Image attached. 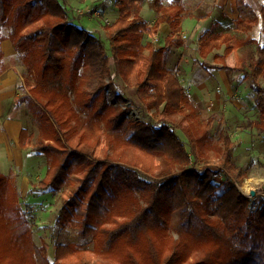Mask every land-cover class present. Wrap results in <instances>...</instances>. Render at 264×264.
Here are the masks:
<instances>
[{
  "label": "trees",
  "instance_id": "16d2710c",
  "mask_svg": "<svg viewBox=\"0 0 264 264\" xmlns=\"http://www.w3.org/2000/svg\"><path fill=\"white\" fill-rule=\"evenodd\" d=\"M114 1L119 17L105 28L110 57L99 38L70 20L60 0H0V75L2 43L10 40L26 68L28 96L40 111L36 141L27 129L20 132L22 150L32 148L47 158L48 172L30 192L59 193L72 175L79 178L55 219L61 233L74 228L79 243L57 244L51 261L47 244L38 246L31 229L15 232L13 225L22 220L21 196L11 177L0 172V264H264V197L254 209L252 198L240 191L237 184L249 174L235 161L226 121L204 120L167 67L166 52L182 48L184 39L172 34L163 47L144 44L162 23L178 29L196 6L189 8V0H155L158 16L150 26L141 15L145 0ZM236 4V32L249 34L264 23V8L260 16L247 0ZM211 40L210 32L200 38L204 59ZM224 43V54L203 65L250 81L258 119L245 129L263 134L264 46L257 45L258 58L248 68L237 55L232 68L226 58L243 43L231 35ZM112 63L142 109L158 115L156 122L128 118ZM175 115H180L176 124L169 120ZM212 153L219 159L217 170L210 166ZM218 174L229 185L221 194L214 181Z\"/></svg>",
  "mask_w": 264,
  "mask_h": 264
},
{
  "label": "rangeland",
  "instance_id": "374dc122",
  "mask_svg": "<svg viewBox=\"0 0 264 264\" xmlns=\"http://www.w3.org/2000/svg\"><path fill=\"white\" fill-rule=\"evenodd\" d=\"M169 2L166 0L165 2ZM217 0H206L205 5L196 13V18L191 23L193 27L186 28L185 32L177 30L175 36L185 34L184 50L173 52L168 59L169 68L175 71L180 82L189 92L191 99L202 110L203 119L207 120L210 116H216L218 120H225L227 130L232 140L236 144L234 158L238 166L246 168L248 178L238 185L240 191L247 197H252L253 208L258 205V201L264 197V133H258L255 130L245 129L248 121L258 119V110L255 106V93L251 89L250 81L244 80L241 73L235 71L224 72L223 78L220 79L227 83L223 86L220 81L212 77L202 66L201 62L212 63L216 52L223 53L224 47L220 46L219 38H212L208 47L215 49L208 59L203 60L199 53V38L207 31L211 30L213 34L228 33L235 41L243 43L236 52H233L226 63L234 67L236 63V55L241 61H247V68L257 60V44L264 46V23L261 20L253 32L249 34L236 32L234 27L235 14L228 9L224 11H215ZM261 16V10L264 8V0H247ZM69 14V18L74 24L81 28H85L99 38L106 49L108 56L111 54V43L108 37L107 26L115 22L116 9L113 0H60ZM198 0H189V8L198 7ZM195 9V10H196ZM194 10V11H195ZM217 15H215V14ZM237 14V12H236ZM209 15L214 18L213 21L200 23L201 27L197 30V24L202 21L203 17ZM142 16L146 22H155L157 13L154 9V0H145L143 5ZM199 17V18H198ZM170 25H166L164 33ZM3 34L7 35L8 31L3 30ZM174 34V33H173ZM215 39V40H214ZM225 39V38H224ZM224 39L222 40L224 42ZM152 43L155 46L161 45L160 37H152L146 35L145 43ZM147 53V52H146ZM11 70L17 74L18 88L21 100L17 104L12 103V95L4 98V103L0 106V172L5 176L11 177L17 187L21 199L17 208L22 214L17 224H14L15 232L21 234L26 230L33 231V239L40 246L45 242L48 246L49 259L54 261L55 246L59 243L74 242L79 243L77 239V231L71 228L66 233H61L55 226V219L59 208L62 205L64 195L70 193L79 185V178L75 175L71 176L68 183L59 193H32L30 192L34 182L45 178L48 172L47 158L45 155H38L29 150H22L19 147V134L21 129H27L32 141H36L40 133V111L37 104L28 96L25 86L27 72L23 68L20 55H14V58L4 61L2 74ZM112 77L117 84V92L124 98V103L120 106L123 109L129 108L128 118L134 121H154L158 119V115L153 112H146L140 106L135 90L126 87L122 79L117 73V67L112 63ZM206 83L207 87H206ZM198 88V89H197ZM197 89V90H195ZM219 90H222L221 94ZM198 92V94H196ZM206 92V93H205ZM203 95H202V94ZM216 93L221 96L215 99ZM110 103H113V97L108 93ZM215 103V106H211ZM180 119V115H175L169 119L171 123L176 124ZM218 123L214 125L213 132L217 128ZM178 135L188 145V141L184 134L179 130ZM139 158V157H135ZM146 162L144 158H139ZM219 159L212 153L210 166L217 170ZM7 174V175H6ZM214 181L219 185L218 193L221 194L228 189L227 180L222 174H218ZM247 184L249 189L246 188ZM8 200L10 201L9 210L11 211V192L8 191ZM82 211L79 210V213ZM181 212L175 213L173 217L174 227L180 222Z\"/></svg>",
  "mask_w": 264,
  "mask_h": 264
},
{
  "label": "crops",
  "instance_id": "0c3cea01",
  "mask_svg": "<svg viewBox=\"0 0 264 264\" xmlns=\"http://www.w3.org/2000/svg\"><path fill=\"white\" fill-rule=\"evenodd\" d=\"M171 1H175V0H169V2ZM206 0H198V7L197 9L193 12V15L196 16V13L199 9H201L204 5H205V2ZM168 1L166 3H169ZM113 5H114V8L116 9V13H115V21L118 19L119 17V12H118V8L115 6V1L113 0ZM144 5V3H143ZM154 9H155V0H154ZM228 9L232 12H234L235 14V18H237V4H236V0H217L216 1V4H215V11H224V13H227ZM142 11H143V7H142ZM216 11V13H218ZM155 12H156V9H155ZM157 13V12H156ZM215 14V13H214ZM141 15H142V12H141ZM217 15V14H215ZM158 16V15H157ZM195 16H192V17H188V18H185L181 25L179 26L178 29H174L170 24L168 23H162L160 25V30H159V34L158 36L160 37V40H161V45L160 46H157V47H163L164 46V43H165V39L172 35H176V31L177 30H180L182 31V33L185 32V29L186 28H191L193 27V24L191 23L193 20L197 19ZM207 16V18H205ZM205 17H203L202 21H200L198 24H197V30L201 27L200 23H205L206 20L208 19V22L210 21H213L215 16L211 17L210 20H209V15H206ZM143 17V16H142ZM199 18V17H198ZM150 26H153L154 23L153 22H148ZM170 25L169 28L167 29V31L164 33L163 35V32H164V29H165V26L166 25ZM206 32H210L211 33V36L212 38H219L220 39V46L223 45L224 47V51L223 53L221 52H216V54L214 55L213 57V60H212V63H208V62H205V61H202L201 62V66L214 78H216L217 81H220V83L225 86L227 83H224V81L220 80L223 78V75H224V72H228V71H225V70H214V71H210L208 70V68L206 66H204L203 64H208V65H213L214 64V58L216 55H223L224 52H225V49H226V44L222 41L226 36H230V34L228 33H220V34H213L211 32V30H207L205 31L204 33ZM204 33L201 35V37L204 35ZM183 35V34H182ZM182 35L180 37H182ZM200 37V38H201ZM200 38H199V46L200 45ZM185 40V39H184ZM215 40V39H214ZM185 42V41H184ZM259 44V43H258ZM257 44V45H258ZM184 47L185 45L182 47V48H179L177 50H184ZM208 47V46H207ZM209 48V47H208ZM211 49V48H210ZM217 49V47H215L214 49H211V52L210 54L215 50ZM2 51L5 55V58H4V61L6 60H9V59H12L14 58V55H18V53L14 50L13 48V45H12V42L10 40H5L3 43H2ZM173 52H177L175 51L174 49L170 52H166V61H167V67L169 68V62H168V59L171 57V54H173ZM199 53H200V49H199ZM210 54L208 55V57L210 56ZM201 56V55H200ZM232 56L231 54L226 58V60ZM208 57L206 59H208ZM202 58V56H201ZM203 60H206L204 58H202ZM23 66V65H22ZM231 67V66H230ZM23 68L26 70V68L23 66ZM233 68V67H232ZM18 77H17V74L11 70H8L6 73H3L0 75V106L4 103V98L7 96V95H12V103L13 104H17V101L19 99H21V97L19 96L20 93L17 92V88H18ZM207 84L209 83H206V87H207ZM184 86V85H183ZM185 87V86H184ZM198 89V88H197ZM195 89V90H197ZM188 92V91H187ZM222 90H220V93L221 94ZM189 93V92H188ZM206 93V92H205ZM216 93V98H219L221 95ZM196 94H198V92H196ZM202 94V93H201ZM203 95V94H202ZM191 97V96H190ZM211 106H215V103H211ZM22 130V129H21ZM21 132V131H20ZM19 147L21 148L20 146V134H19ZM22 149V148H21ZM7 175V174H6ZM8 176V175H7Z\"/></svg>",
  "mask_w": 264,
  "mask_h": 264
},
{
  "label": "built area",
  "instance_id": "2783aa9c",
  "mask_svg": "<svg viewBox=\"0 0 264 264\" xmlns=\"http://www.w3.org/2000/svg\"><path fill=\"white\" fill-rule=\"evenodd\" d=\"M183 39H187V36L185 34L182 35ZM220 91V90H219Z\"/></svg>",
  "mask_w": 264,
  "mask_h": 264
},
{
  "label": "bare ground",
  "instance_id": "6f19581e",
  "mask_svg": "<svg viewBox=\"0 0 264 264\" xmlns=\"http://www.w3.org/2000/svg\"><path fill=\"white\" fill-rule=\"evenodd\" d=\"M246 188L249 189V185L248 184H247Z\"/></svg>",
  "mask_w": 264,
  "mask_h": 264
},
{
  "label": "water",
  "instance_id": "95a60500",
  "mask_svg": "<svg viewBox=\"0 0 264 264\" xmlns=\"http://www.w3.org/2000/svg\"><path fill=\"white\" fill-rule=\"evenodd\" d=\"M254 196V194H252L251 198Z\"/></svg>",
  "mask_w": 264,
  "mask_h": 264
}]
</instances>
